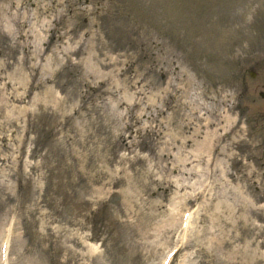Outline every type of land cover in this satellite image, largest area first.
<instances>
[{"label": "rangeland", "instance_id": "rangeland-1", "mask_svg": "<svg viewBox=\"0 0 264 264\" xmlns=\"http://www.w3.org/2000/svg\"><path fill=\"white\" fill-rule=\"evenodd\" d=\"M260 93L264 0H0V264H264Z\"/></svg>", "mask_w": 264, "mask_h": 264}, {"label": "water", "instance_id": "water-1", "mask_svg": "<svg viewBox=\"0 0 264 264\" xmlns=\"http://www.w3.org/2000/svg\"><path fill=\"white\" fill-rule=\"evenodd\" d=\"M252 77H255V75H252ZM260 95L264 98V93H261Z\"/></svg>", "mask_w": 264, "mask_h": 264}]
</instances>
